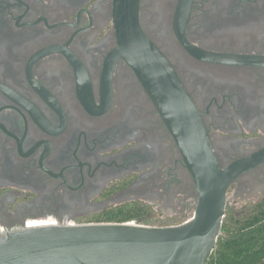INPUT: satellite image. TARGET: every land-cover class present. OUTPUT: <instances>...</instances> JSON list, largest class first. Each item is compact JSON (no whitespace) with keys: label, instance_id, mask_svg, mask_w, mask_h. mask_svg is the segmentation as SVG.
Masks as SVG:
<instances>
[{"label":"flooded vegetation","instance_id":"flooded-vegetation-1","mask_svg":"<svg viewBox=\"0 0 264 264\" xmlns=\"http://www.w3.org/2000/svg\"><path fill=\"white\" fill-rule=\"evenodd\" d=\"M114 10L115 0H0L1 232L101 223L124 206L175 222L197 203L176 141L119 55ZM138 20L222 168L262 152L264 0H139ZM229 193L262 203L264 163Z\"/></svg>","mask_w":264,"mask_h":264},{"label":"water","instance_id":"water-1","mask_svg":"<svg viewBox=\"0 0 264 264\" xmlns=\"http://www.w3.org/2000/svg\"><path fill=\"white\" fill-rule=\"evenodd\" d=\"M139 0H115L119 55L135 70L176 141L197 188L187 222L46 225L0 231V264H207L226 217L228 186L264 163V150L222 168L201 114L169 61L146 37Z\"/></svg>","mask_w":264,"mask_h":264},{"label":"trees","instance_id":"trees-1","mask_svg":"<svg viewBox=\"0 0 264 264\" xmlns=\"http://www.w3.org/2000/svg\"><path fill=\"white\" fill-rule=\"evenodd\" d=\"M148 214L143 208L124 206L107 211L100 222L146 221ZM207 264H264V201L243 217L228 214Z\"/></svg>","mask_w":264,"mask_h":264},{"label":"rangeland","instance_id":"rangeland-1","mask_svg":"<svg viewBox=\"0 0 264 264\" xmlns=\"http://www.w3.org/2000/svg\"><path fill=\"white\" fill-rule=\"evenodd\" d=\"M260 196L254 195V197L249 195V198H247L246 195H234L233 193H229V199L227 202V210H226V217L228 214L233 215L234 217H243L245 215H248L251 213L252 208L254 206V202L258 200ZM197 203L192 207L187 208L185 211H183L180 215H178L179 219L175 222H170V220H159V213H155L152 215L151 221H145L148 222L149 225L155 226V227H166V226H176L183 224L190 220L195 212ZM164 218L167 219V217L164 215ZM158 219V220H157ZM171 219V218H169Z\"/></svg>","mask_w":264,"mask_h":264},{"label":"built area","instance_id":"built-area-1","mask_svg":"<svg viewBox=\"0 0 264 264\" xmlns=\"http://www.w3.org/2000/svg\"><path fill=\"white\" fill-rule=\"evenodd\" d=\"M127 224H132V225H142V226H152V225H149L148 222H145V221H139V220H133V221H130V222H126ZM55 225H69V226H77L79 224H76L74 221H69L65 224H57L55 222ZM4 229L0 226V231H3Z\"/></svg>","mask_w":264,"mask_h":264},{"label":"bare ground","instance_id":"bare-ground-1","mask_svg":"<svg viewBox=\"0 0 264 264\" xmlns=\"http://www.w3.org/2000/svg\"><path fill=\"white\" fill-rule=\"evenodd\" d=\"M46 225H55V224H51V223H48V222H45V221H42V222H32L30 223V225H28V227H39V226H46Z\"/></svg>","mask_w":264,"mask_h":264}]
</instances>
